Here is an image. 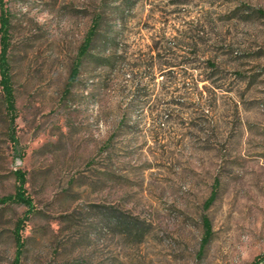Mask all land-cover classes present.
<instances>
[{
    "label": "rangeland",
    "instance_id": "rangeland-1",
    "mask_svg": "<svg viewBox=\"0 0 264 264\" xmlns=\"http://www.w3.org/2000/svg\"><path fill=\"white\" fill-rule=\"evenodd\" d=\"M1 1L0 264H264V0Z\"/></svg>",
    "mask_w": 264,
    "mask_h": 264
},
{
    "label": "trees",
    "instance_id": "trees-1",
    "mask_svg": "<svg viewBox=\"0 0 264 264\" xmlns=\"http://www.w3.org/2000/svg\"><path fill=\"white\" fill-rule=\"evenodd\" d=\"M2 13L0 16V89L2 100L5 107V113L9 120V129H10V138L14 145L18 144L17 138V128L16 121L18 119V108H17V99L15 93V87L12 77V69L9 61V49H10V20L8 12L5 10L3 2L1 1ZM101 24V18L98 16L94 19L93 24L88 31L82 45L79 48L78 57L76 59L75 65L73 67L69 84L71 85L76 79L79 67L83 59L87 56L89 50L91 49L95 37L97 36L98 28ZM16 188L15 192L12 195L0 197L1 204L15 203L23 205L26 208V212L23 217L20 218L16 224L15 228V240L18 247V254L22 251L25 243L23 240V231L27 225V222L30 220L31 214L34 210V202L32 197L28 194L27 190V173L21 169H18L14 172ZM215 193L210 197L206 202V208L214 202ZM203 227L204 235L201 243V249L203 250L210 243L213 236V226L212 222L208 216L203 217ZM255 264H262L261 258H258Z\"/></svg>",
    "mask_w": 264,
    "mask_h": 264
}]
</instances>
